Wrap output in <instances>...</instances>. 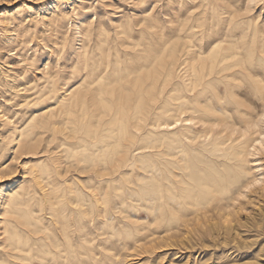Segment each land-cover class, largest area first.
Listing matches in <instances>:
<instances>
[{
    "label": "bare ground",
    "instance_id": "bare-ground-1",
    "mask_svg": "<svg viewBox=\"0 0 264 264\" xmlns=\"http://www.w3.org/2000/svg\"><path fill=\"white\" fill-rule=\"evenodd\" d=\"M196 1L140 0L142 6H136L141 13L125 15L126 25L120 21L113 33L96 22L97 17L90 18L84 24L88 41L81 53L82 82L71 84L59 72L43 77L46 84L36 100L33 99L34 104L55 98L60 107L43 108L30 115L28 124L14 135L13 144L20 147L25 141V145L32 147L40 140V132L56 129L62 117L76 121L79 111L83 114L79 120L85 126L100 128L107 122L117 125L114 129L111 126L104 129L103 135L92 131L95 136L100 135L102 143L115 139L117 132L123 134L127 143L119 142L122 155L118 160L95 173L99 180L98 186L91 187L92 192L73 180L77 186L74 191L51 186L47 196H40L42 206L50 202L47 209L54 220L58 212L64 219H57L56 223L40 220L37 231L42 236L38 239L39 253L34 258L37 263L20 260L23 264H108L115 260L111 250L124 243L114 241L115 237L107 231L119 227L140 232L146 223L154 226L162 221L160 228L167 232L163 239L178 234L189 236L193 228L209 219L206 214L200 216L198 208L204 198L229 207L234 193L241 194L258 181L253 177L259 166L251 167L249 162L251 155L264 152L261 129L264 126V18L259 13L245 19L257 0H246L239 15L218 2L210 6L211 15L203 10L195 12ZM80 27L78 22L76 28ZM141 61L153 64L142 71L138 65ZM78 73L74 71L72 77ZM117 76L124 81L120 79L122 82L114 85L112 77ZM160 80L158 90L154 81ZM33 88L36 89L34 85ZM155 88L160 94L138 114L143 94L149 89V95L155 97L152 91ZM128 89L136 90L135 94H130ZM59 90H64L61 92L64 97L57 95ZM105 93L114 100L105 98ZM245 103H249V108H245ZM88 106L96 108L93 113ZM233 109L238 118L231 114ZM147 136L153 140L141 142ZM146 161L148 165L144 169L149 173V185L132 186L130 178L135 173L139 182L143 181L136 169L138 162ZM106 185L116 187L114 199L134 208L135 214L121 211L123 216L119 218L102 209L103 212L85 221L80 203L93 207L106 200L109 190L103 188ZM15 195L10 197L11 202ZM66 200L74 206H62ZM140 210L145 212V220L140 217ZM192 215L195 216L189 218ZM149 233H138L137 240L156 236V231ZM154 242L145 243V247L153 246Z\"/></svg>",
    "mask_w": 264,
    "mask_h": 264
},
{
    "label": "rangeland",
    "instance_id": "rangeland-1",
    "mask_svg": "<svg viewBox=\"0 0 264 264\" xmlns=\"http://www.w3.org/2000/svg\"><path fill=\"white\" fill-rule=\"evenodd\" d=\"M257 1L253 10L245 15V19L257 16L259 13L260 18H264V0ZM214 2L225 4L231 11L236 12V15H239V9L245 5L246 0H197L194 5L198 9L194 11L203 10L211 15L213 10L210 6H214ZM136 5L142 6L140 0H0V264H20L31 260L37 263L34 258L40 248L38 239L42 233L37 230L41 221L56 223L57 219H64L60 212L55 220L50 216L49 209H47L50 207V202H45L48 204L42 206L41 195L47 196L48 191L54 186H58L56 190L74 191L77 186L73 184V180H76L85 191L92 192L93 186H98L97 181L99 180L95 173L100 172L107 163L118 160L122 155L119 151L121 146L118 145L120 143L123 145L127 141L122 138L121 132L116 133L115 139L111 141L107 139L103 143L99 137L105 134L103 131L111 127L114 129L117 125L107 122L100 128L96 125L94 127L85 126L79 120L83 119L81 111L76 121L59 118L61 121L56 129L40 132L38 135L40 140L32 147L25 145V141H22L23 143L18 147L12 143V140L18 129L28 124L27 120L30 119V115L48 107L54 110L60 107L55 98L44 102L42 99V101L39 100V104H34L33 99L41 93L46 84L43 77L52 75L51 72H59L71 84L82 82L84 58L81 53L84 44L88 41L85 35V25L88 19L97 17L95 21L101 22L113 33L120 21L126 25L125 15L141 13L140 7ZM78 22H81L80 29L76 28ZM152 64L149 61H141L138 65L144 71ZM77 70L79 75L72 77V73ZM112 78L114 81L111 82L114 85L124 81L119 76ZM60 82L61 80H58L59 85ZM154 82H157L159 90L161 80ZM158 90L156 88L152 90L156 93L155 97L149 95V89L145 91L144 100L139 104L141 112L138 114L145 111L146 104L154 103L152 99L157 97V93L160 94ZM63 91L59 90L57 95L64 97L65 94L61 93ZM128 91L130 94H135L136 90L128 89ZM108 93H105L104 97L112 102L114 99ZM244 106L249 108V103H245ZM257 106V110L260 111L262 106L260 104ZM93 107L88 106L90 113L96 109ZM231 114L234 118L239 117L234 109ZM86 121L85 119L84 123ZM261 129L264 133V126ZM92 131H99L100 135L95 136ZM144 140L141 142L150 143L153 139L148 137ZM141 142L138 144L141 145ZM250 162L251 167L259 166V171L253 177H257L255 179L258 181H254L250 189L241 193L243 195L234 193L232 198L234 200L230 201L231 206L229 207L223 204H221L223 207L217 205V200L214 202L215 200L204 198L198 208H200V216L204 217L206 214L209 219H203L204 222L197 228H193L189 236L178 234L175 237L163 239L167 236V232L164 228L162 230L160 228V225L164 224L162 221L154 226L146 223L140 232L122 227L109 229L107 232L112 238L115 237L114 241L122 242L125 246L118 243L111 250L112 252L110 251L111 257L115 260L108 264H264V152L257 156L251 155ZM138 164L136 170L144 179L140 183L135 173L130 178V181L133 180L130 184L132 186L137 183L149 185V173L144 169L148 161L145 164L142 162ZM125 180L123 182H126ZM107 187V185L103 186L105 191L109 189L106 200H100L93 207L83 201L80 203L84 210L82 218L85 221L97 216L102 209L119 218L123 216L121 211L124 214H135L134 208L127 204L117 203L118 199H114V194L117 192L116 187ZM12 195L15 197L11 202ZM219 196L221 195L218 194ZM64 203L61 205L67 208L74 206L70 200ZM139 215L145 220L144 211L140 210ZM193 216L195 215L189 218ZM143 220L142 222H147ZM142 230L144 234L156 231V236L151 235L153 239L149 236L147 239L138 241L137 237L143 235ZM137 241L140 244L136 243ZM144 241L149 244L155 241L154 247H145ZM136 245L138 247H135ZM20 255L23 257L21 258Z\"/></svg>",
    "mask_w": 264,
    "mask_h": 264
}]
</instances>
